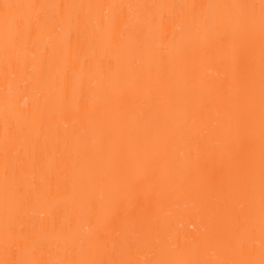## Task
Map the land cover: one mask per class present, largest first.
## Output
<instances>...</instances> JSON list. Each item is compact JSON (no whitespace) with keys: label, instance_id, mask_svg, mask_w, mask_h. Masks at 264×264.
<instances>
[{"label":"snow or ice","instance_id":"6c2138e0","mask_svg":"<svg viewBox=\"0 0 264 264\" xmlns=\"http://www.w3.org/2000/svg\"><path fill=\"white\" fill-rule=\"evenodd\" d=\"M104 9L116 12L102 31L88 33V42H100L101 54L91 57L87 67L80 65L78 85L71 91L84 107L75 113L72 133L61 139L53 133L55 114H40V106L47 105L55 92L68 99L69 74H76L83 47L82 41L74 47L71 36L88 32L92 10L101 25ZM163 10L180 11L193 25L178 63L157 56L137 40L124 75H114L111 68L97 73L95 66L104 62L106 51L120 52L130 23L138 36L162 31ZM66 29L68 39L57 42ZM208 55L222 66L219 81L211 86L195 71L198 59ZM0 59L9 88L17 80L25 90L32 85L38 114L20 126L6 107L0 143V264H264V0L258 4L3 0ZM177 70L189 81L190 96H199L203 103L204 92L212 87L219 102L212 142L203 156L186 159L178 178L171 172L167 147L186 135V128L172 123L167 109L157 119L149 110L137 116L124 105L129 94L136 104L144 103L149 84H155L158 98L166 91L171 100ZM50 151L55 163L46 162ZM177 179L200 201L208 227L202 236L169 246L148 209L158 207L151 200L156 189ZM141 198L147 205L144 210L122 212L125 202L131 206ZM85 222L90 227L82 233ZM189 244L191 256L185 257ZM210 246L220 253L215 259L206 256ZM142 250L151 257L137 258Z\"/></svg>","mask_w":264,"mask_h":264},{"label":"bare ground","instance_id":"6f19581e","mask_svg":"<svg viewBox=\"0 0 264 264\" xmlns=\"http://www.w3.org/2000/svg\"><path fill=\"white\" fill-rule=\"evenodd\" d=\"M3 2V0H0ZM12 2H32L45 4H227L235 2L243 3H259V0H12ZM116 10L104 9L101 12L102 24L97 25L95 21L96 11L90 13V20L87 25L88 32L71 36V42L75 47L78 41L83 42V47L80 52L79 60L76 63L75 75L69 74L70 87L68 91V99L64 100L59 92L51 95L47 105L40 106V114L47 115L54 113L51 123L53 133L58 134L61 139L65 134L72 133L76 127L75 113L77 109L84 107L79 101V97L72 95L71 89L78 85L79 69L83 64L85 67L89 65L90 58L94 55L101 54V45L97 41L95 43L88 42V33L97 29L102 31L103 27L107 26L109 18L114 15ZM165 21L162 31L157 29L156 34L145 33L143 36H138L133 28L132 23L124 30L123 39L120 41L121 50L119 53H113L108 50L104 53V62L95 66V70L99 73L101 70L112 69L114 75H124L128 64L127 58L135 54L137 40H142L146 47L155 53L157 56L163 54L172 60L173 63H178L180 52L186 49L190 43L193 25L190 20L177 10H163L162 13ZM161 15V11L157 10V16ZM135 20V13H133ZM68 30L61 33L57 42L66 41L68 39ZM51 51V45H49ZM119 57L117 61L116 57ZM112 57V63H108V58ZM155 60V56L153 57ZM195 71L197 77L205 84L211 86L219 81L222 73V66L219 59L215 56L208 55L198 59ZM190 83L185 79L184 75L177 70L173 74L171 85L172 99L169 100L165 91L162 98L157 97V88L155 84H149L145 87L143 95L144 103L136 104L135 96L129 94L124 105L127 109L135 112L139 116L143 111L149 110L159 119L167 109V114L170 121L174 124L178 123L186 128V135H182L172 142L167 147V156L171 161V172L178 178L183 170L186 159H194L198 154L203 156L205 147L213 140V125L217 119L216 109L219 107V102L216 99V92L212 87H209L204 92V100L201 103L199 96L192 97L188 93ZM32 85L24 89L23 83L20 80L13 81L9 88L3 77L2 59H0V143H2L4 135V118L6 107L13 119V122L20 126L26 125L34 118H38L36 113L37 100L33 93ZM7 101V104H6ZM133 129L137 125L132 123ZM23 148L24 145H18ZM56 156L53 152H49L46 157V162L55 163ZM0 164H2V153H0ZM99 194V193H97ZM152 202H158V207L149 208L153 218L161 227L162 239L169 245L175 244L178 240L183 242L185 238L191 240L202 236L208 227V219L206 211L200 201L193 197L184 186L179 182H164L156 189L151 197ZM147 207L143 198L137 200L133 205L128 202L122 206V212H131L133 214L144 210ZM67 222V218H66ZM90 224L82 223L81 232H86ZM151 252L142 250L137 258H150ZM220 255L217 248L210 246L206 250L208 259H215ZM185 257L191 256V245H187Z\"/></svg>","mask_w":264,"mask_h":264}]
</instances>
